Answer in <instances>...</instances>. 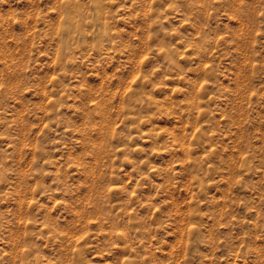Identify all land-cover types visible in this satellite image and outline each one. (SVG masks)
Instances as JSON below:
<instances>
[{"label": "rangeland", "instance_id": "rangeland-1", "mask_svg": "<svg viewBox=\"0 0 264 264\" xmlns=\"http://www.w3.org/2000/svg\"><path fill=\"white\" fill-rule=\"evenodd\" d=\"M0 264H264V0H0Z\"/></svg>", "mask_w": 264, "mask_h": 264}]
</instances>
